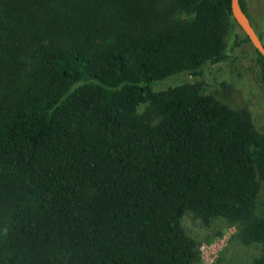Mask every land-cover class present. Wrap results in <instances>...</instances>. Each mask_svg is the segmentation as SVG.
Returning a JSON list of instances; mask_svg holds the SVG:
<instances>
[{"label": "trees", "instance_id": "obj_1", "mask_svg": "<svg viewBox=\"0 0 264 264\" xmlns=\"http://www.w3.org/2000/svg\"><path fill=\"white\" fill-rule=\"evenodd\" d=\"M233 24L229 0H0V264H193L184 212L264 264V131L200 81L152 87Z\"/></svg>", "mask_w": 264, "mask_h": 264}, {"label": "rangeland", "instance_id": "obj_2", "mask_svg": "<svg viewBox=\"0 0 264 264\" xmlns=\"http://www.w3.org/2000/svg\"><path fill=\"white\" fill-rule=\"evenodd\" d=\"M243 3L264 45V0H243ZM243 36L237 25H231L224 39V58L203 65L199 75L181 73L153 82V89L184 81H200L207 92L229 107L244 108L249 113L253 127L264 131V82L253 48L248 41H241ZM142 109L143 105H139L136 112ZM263 202L264 186L260 184L255 213H258ZM181 225L197 243L198 260L193 264H251L258 254V247L239 242L234 236L237 226L221 217L212 218L205 224L190 212H184ZM200 248L204 250L205 259L200 256Z\"/></svg>", "mask_w": 264, "mask_h": 264}, {"label": "water", "instance_id": "obj_3", "mask_svg": "<svg viewBox=\"0 0 264 264\" xmlns=\"http://www.w3.org/2000/svg\"><path fill=\"white\" fill-rule=\"evenodd\" d=\"M230 15L237 27L246 36L248 43L254 48L264 60V45L253 28L249 18L239 5V0H229Z\"/></svg>", "mask_w": 264, "mask_h": 264}, {"label": "built area", "instance_id": "obj_4", "mask_svg": "<svg viewBox=\"0 0 264 264\" xmlns=\"http://www.w3.org/2000/svg\"><path fill=\"white\" fill-rule=\"evenodd\" d=\"M200 251H201V254H202L200 256L205 259L206 256L205 255L203 256L204 250H202V248H200Z\"/></svg>", "mask_w": 264, "mask_h": 264}]
</instances>
